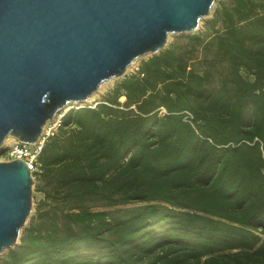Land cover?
<instances>
[{"label": "trees", "instance_id": "16d2710c", "mask_svg": "<svg viewBox=\"0 0 264 264\" xmlns=\"http://www.w3.org/2000/svg\"><path fill=\"white\" fill-rule=\"evenodd\" d=\"M39 164L0 264H264V0L220 1L64 111Z\"/></svg>", "mask_w": 264, "mask_h": 264}, {"label": "water", "instance_id": "95a60500", "mask_svg": "<svg viewBox=\"0 0 264 264\" xmlns=\"http://www.w3.org/2000/svg\"><path fill=\"white\" fill-rule=\"evenodd\" d=\"M214 1L0 0V146L9 134L36 141L70 102L196 29ZM32 192L28 164L0 160V253L20 241Z\"/></svg>", "mask_w": 264, "mask_h": 264}, {"label": "rangeland", "instance_id": "374dc122", "mask_svg": "<svg viewBox=\"0 0 264 264\" xmlns=\"http://www.w3.org/2000/svg\"><path fill=\"white\" fill-rule=\"evenodd\" d=\"M220 1H223V0H215V1H214L213 6L211 7L210 12H209L206 16L202 17V18L200 19V21H199V25H198V27H197L196 29L190 31V32H196V31H199V30H201V29L203 28L204 23H205V20L208 19V18H210V17L212 16L215 7L218 5V3H219ZM183 33H189V32H183ZM180 34H182V33H177V32L169 33L168 38H167V42H166L165 46H167L168 44H170V43L176 38V36H177V35H180ZM148 55H149V54H146V55L143 56V57H146V56H148ZM141 58H142V57H139L138 59H136L135 62H134V64H133L130 68L127 67L125 73H129V72L133 71L134 69H136V68H137V65H138V63H139V61H140ZM122 76H123V75H122ZM122 76L111 77V78H109L108 80L103 81V82L99 85V87L97 88V90H95V91L92 93L93 96H92V98L90 99V101H89L88 103H86V104H83V105H93V104H95L96 102H98L99 100H101V99L104 97V95L106 94V92H107L108 90H110V89L116 84V82H117ZM122 99H123V97H122ZM75 103H76V104H75ZM70 105H71V106H75V105H79V103L77 104V102H70ZM63 111H64V109L58 111V113H56L52 119L48 120V121L44 124L43 129H42V132H46V131L49 129V126L52 125V124L57 120V118L63 113ZM56 128H57V126H55V128H54L53 130H56ZM13 141H14V138H10V139H9L8 141H6V142L4 141L3 144H9V143H11V142H13ZM0 160H1V159H0ZM2 160H3V159H2ZM32 176H33V175H32ZM35 182H36V180H35V177L33 176V192H32V193H33V199H32V209H31V212H30V214H29V216H28L27 222L25 223L24 226H26V225L28 224V222H29V220L31 219V217L35 214V212H36V207H37V200L43 196L41 192H39V191H37V190L35 189ZM6 252H7V250L1 252V253H0V256L3 255V254L6 253Z\"/></svg>", "mask_w": 264, "mask_h": 264}, {"label": "built area", "instance_id": "2783aa9c", "mask_svg": "<svg viewBox=\"0 0 264 264\" xmlns=\"http://www.w3.org/2000/svg\"><path fill=\"white\" fill-rule=\"evenodd\" d=\"M64 112V111H63ZM63 114V113H62ZM49 126L46 132H42L39 138L34 142L21 141L14 137V141L9 144H2L0 146V159L12 160L23 159L29 166L31 173L39 169V154L42 150L46 137L52 133L55 126H58L61 122V116Z\"/></svg>", "mask_w": 264, "mask_h": 264}, {"label": "bare ground", "instance_id": "6f19581e", "mask_svg": "<svg viewBox=\"0 0 264 264\" xmlns=\"http://www.w3.org/2000/svg\"><path fill=\"white\" fill-rule=\"evenodd\" d=\"M134 64V62L129 65L128 67L130 68L132 65ZM93 94H91L87 99H84V100H80V101H77V104L79 103V105H83V104H86L90 101V99L92 98ZM76 104V103H75ZM15 136L13 134H9L6 138H5V142L8 141L10 138H14Z\"/></svg>", "mask_w": 264, "mask_h": 264}]
</instances>
